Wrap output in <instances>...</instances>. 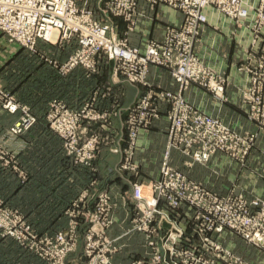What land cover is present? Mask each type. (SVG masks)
<instances>
[{"label":"built area","instance_id":"1","mask_svg":"<svg viewBox=\"0 0 264 264\" xmlns=\"http://www.w3.org/2000/svg\"><path fill=\"white\" fill-rule=\"evenodd\" d=\"M141 2L168 4L183 16L179 25H167L163 36L149 40L144 49L130 44L128 38L144 15L139 10ZM210 10L251 32V45L238 66L246 75L242 105L248 118L264 127V0H106L103 13L122 17L127 22L125 35L118 33L111 19L102 20L92 8L79 6L78 0H0V30L11 41L36 51L39 40L56 44L77 40L78 47L59 66L62 72L81 65L92 74L98 72L101 61H113L114 79L147 88L127 108L124 145H111L112 152L121 154L117 174H138L134 156L143 130L165 117L168 136L151 194H145L142 184L132 183L131 225L122 235L112 237L109 233L117 203L105 188L90 197L85 189L67 210V227L55 235L37 233L18 209H10L0 217L2 236L14 238L44 264H65L81 242L82 264H112L122 247L120 239L134 232L145 236L147 252L133 264H264V256L260 262L249 261L221 239L229 230L264 251V200L248 199L236 190L221 194L172 163V153L177 150L190 158V165H207L217 153L245 165L255 146V132L236 130L185 95L197 84L222 102L227 99L226 76L197 51ZM153 65L168 69L178 89L156 88L150 79ZM100 95L96 90L81 108L54 99L47 112L48 124L61 136L65 154L91 170V185L97 183L95 160L102 144L109 143L102 134L88 129V124L106 123L108 113L96 108ZM0 102L11 113L20 111L0 138V156L9 162L18 152L15 142L37 123V116L3 89ZM183 207L192 213L183 216Z\"/></svg>","mask_w":264,"mask_h":264},{"label":"crops","instance_id":"2","mask_svg":"<svg viewBox=\"0 0 264 264\" xmlns=\"http://www.w3.org/2000/svg\"><path fill=\"white\" fill-rule=\"evenodd\" d=\"M105 1L78 0V5L92 8L102 20L111 19L118 33L125 35L127 22L122 17L103 13ZM139 5L144 15L139 17L128 38L130 44L142 49L149 40L161 38L167 25H179L182 21L180 10L168 4L151 6L141 2ZM0 33V85L20 104L29 106L37 116V123L15 142V151L18 150L16 155L13 158L10 156L9 162L0 156V199L18 209L37 233L55 235L67 227V210L85 189L89 190L90 197L97 190L106 188L115 196L114 201L117 203L114 209L115 223L109 233L112 237L122 235L131 225L132 183L142 184L143 191L150 195L151 182L159 176L168 140L166 118L157 120L150 129L142 131L134 156L139 165L138 174L132 171H126V177L117 174L115 168L121 160V154L112 152L111 145L125 143L123 116L147 88L114 79L113 61H101L98 72L92 74L81 65L62 72L59 66L67 62L78 47L77 40L61 44L39 40L37 51H32L12 42L3 32ZM262 35L264 41V29ZM251 41V32L247 27L239 28L232 20L210 10L209 23L197 44V51L207 63L226 76L227 99L222 102L197 84H192L185 92L197 105L220 116L236 130L257 134L246 164L242 165L223 153H217L207 165H190V158L177 150L172 153V163L191 178L221 194L236 190L243 192L248 199L258 197L264 200V127L250 120L243 108L242 88L246 83V75L238 70ZM150 79L156 88L178 89V84L164 67L153 65ZM96 90L101 93L96 108L108 113V117L105 124L98 122L104 125H98L95 132L109 139V143L104 142L101 146L95 160L97 183L91 185V170L76 164L65 154L61 136L48 124L47 112L54 99H61L72 108H81ZM19 114L20 111L11 113L0 102V138ZM180 211L182 215L185 214L183 216L192 213L187 207ZM221 239L249 261L260 262L263 259L264 251L229 230L225 231ZM120 243L122 247L113 256L112 264H133L134 260L145 257L147 248L142 233L124 236ZM83 259L81 242L69 254L65 264H82ZM0 264H44V261L14 238L0 233Z\"/></svg>","mask_w":264,"mask_h":264},{"label":"rangeland","instance_id":"3","mask_svg":"<svg viewBox=\"0 0 264 264\" xmlns=\"http://www.w3.org/2000/svg\"><path fill=\"white\" fill-rule=\"evenodd\" d=\"M1 31V30H0ZM2 32V31H1ZM4 33V32H3ZM1 34V33H0ZM5 34V33H4ZM2 35V34H1ZM7 35V34H6ZM8 36V35H7ZM10 39V38H9ZM14 42V41H12ZM37 51V49H36ZM203 88V87H202ZM0 89H3L0 85ZM205 89V88H204ZM4 90V89H3ZM5 91V90H4ZM6 92V91H5ZM227 97V96H226ZM103 124V123H102ZM102 124L100 123H94V124H88V129L90 132H95L96 130H98V125L101 126ZM93 130V131H92ZM146 194V193H145ZM148 195V194H147ZM2 200V199H1ZM0 217H4L6 216L7 214L6 213H9L10 209L12 210H15L16 208L12 207V206H9L7 204H5L4 202H1V205H0ZM1 233V232H0Z\"/></svg>","mask_w":264,"mask_h":264},{"label":"water","instance_id":"4","mask_svg":"<svg viewBox=\"0 0 264 264\" xmlns=\"http://www.w3.org/2000/svg\"><path fill=\"white\" fill-rule=\"evenodd\" d=\"M126 115H127V114H124V116H123L124 120H125V118H126ZM124 135H126V129H124ZM124 137H125V136H124ZM122 145H124V141H123ZM168 259H169V257H168Z\"/></svg>","mask_w":264,"mask_h":264}]
</instances>
